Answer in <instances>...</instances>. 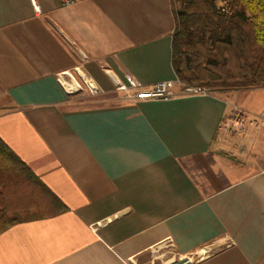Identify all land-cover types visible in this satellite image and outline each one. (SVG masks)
Here are the masks:
<instances>
[{"label": "crops", "instance_id": "obj_1", "mask_svg": "<svg viewBox=\"0 0 264 264\" xmlns=\"http://www.w3.org/2000/svg\"><path fill=\"white\" fill-rule=\"evenodd\" d=\"M174 26L170 0H0V139L65 208L0 232V264H264V87L117 89L176 79Z\"/></svg>", "mask_w": 264, "mask_h": 264}, {"label": "trees", "instance_id": "obj_2", "mask_svg": "<svg viewBox=\"0 0 264 264\" xmlns=\"http://www.w3.org/2000/svg\"><path fill=\"white\" fill-rule=\"evenodd\" d=\"M170 6L171 65L182 86L208 92L264 87V0H170ZM15 182L24 185V215H9L0 200V232L37 218L42 207L65 209L0 139V198ZM35 198L38 213L30 211Z\"/></svg>", "mask_w": 264, "mask_h": 264}, {"label": "built area", "instance_id": "obj_3", "mask_svg": "<svg viewBox=\"0 0 264 264\" xmlns=\"http://www.w3.org/2000/svg\"><path fill=\"white\" fill-rule=\"evenodd\" d=\"M73 2L74 0H60L62 6H69ZM35 9H37L36 6ZM175 86L179 87L178 91H175ZM117 89L130 92V96L138 100L164 99L177 95V92L182 95L208 93L205 88L182 86L177 79L158 81L150 86H144L129 75L125 76V83L120 84ZM246 121V113L233 105L230 113L221 122L219 130L229 136L243 137Z\"/></svg>", "mask_w": 264, "mask_h": 264}, {"label": "rangeland", "instance_id": "obj_4", "mask_svg": "<svg viewBox=\"0 0 264 264\" xmlns=\"http://www.w3.org/2000/svg\"><path fill=\"white\" fill-rule=\"evenodd\" d=\"M82 87H83V90H81V91L78 93V95H79V94H85V93H87V92H88V91H87V90L84 88V86H82ZM237 141H238V140H237ZM25 196H26V195L24 194V200L26 201V198H25ZM198 254H199V253H198ZM200 254H202V255H203L204 253H203V252H201ZM197 256H198V255H197ZM199 256H200V255H199ZM200 257H201V256H200ZM200 257H199V258H200Z\"/></svg>", "mask_w": 264, "mask_h": 264}]
</instances>
